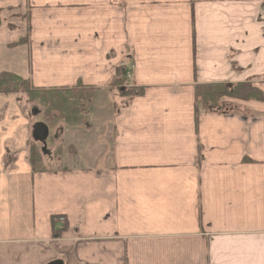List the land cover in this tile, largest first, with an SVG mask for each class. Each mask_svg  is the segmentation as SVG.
Wrapping results in <instances>:
<instances>
[{"label": "crops", "instance_id": "0c3cea01", "mask_svg": "<svg viewBox=\"0 0 264 264\" xmlns=\"http://www.w3.org/2000/svg\"><path fill=\"white\" fill-rule=\"evenodd\" d=\"M11 10L23 78L96 95L41 172L34 126L4 96L0 264H264V101L194 114L197 85L264 96V0H0ZM120 68L141 96L109 88Z\"/></svg>", "mask_w": 264, "mask_h": 264}, {"label": "trees", "instance_id": "16d2710c", "mask_svg": "<svg viewBox=\"0 0 264 264\" xmlns=\"http://www.w3.org/2000/svg\"><path fill=\"white\" fill-rule=\"evenodd\" d=\"M27 38H22L13 47L26 44ZM126 74L124 68H120L115 77L110 81L109 86L115 87L120 97L131 100L141 96L142 89L126 87ZM125 88H122L124 86ZM21 94L26 97L27 101L33 102L39 100L44 106L43 117L45 122L49 123L55 120H62L66 123H76L78 114L90 104L95 95L94 88L85 86H75L72 88L60 89H39L35 88L29 79H25L15 73L0 72V95L10 96ZM194 114L204 111H217L222 108L225 100L234 101H255L263 102L262 92L252 84L235 83V84H202L195 87ZM55 113V117H52ZM27 161L32 172L46 171L47 168L42 158V153L37 150L36 146L30 141L27 146Z\"/></svg>", "mask_w": 264, "mask_h": 264}, {"label": "rangeland", "instance_id": "374dc122", "mask_svg": "<svg viewBox=\"0 0 264 264\" xmlns=\"http://www.w3.org/2000/svg\"><path fill=\"white\" fill-rule=\"evenodd\" d=\"M21 14L22 13L13 12L11 10L9 11L7 15H4L2 17L0 16V25L2 24V27L0 28V72H3V71L11 72V73H15L17 75H21L22 77H24V73L27 69L26 63L23 59L25 58L24 50L22 51L21 48H14V49L11 48L13 47L12 43L19 41L18 39H20L22 35L18 29L25 25V22L22 20L24 18L20 16ZM8 44H12V45L9 46V48H6ZM125 64L128 65V62H125ZM129 78L130 76L126 78L127 81L125 82H126V87L131 88L129 87L130 85L127 84V82L130 80ZM109 88L116 91L115 94L120 96L119 92L115 89V87H109ZM122 88H125V84L124 86H122ZM10 96L14 100L15 105L18 107L19 113L29 118L30 129L32 128V126L35 127L36 125H38V123H42V124L46 123L44 121L45 118L42 115L44 106L39 102V100H35L29 103L26 97L21 94L10 95ZM4 98H5L4 96L0 95V100H1L0 101V122H4L6 120L12 119L11 117L10 118L7 117L6 119L4 117L5 114L2 112L3 108L7 106V102H5ZM91 104L92 102L88 104L83 109V111L87 107L90 108ZM83 111L78 114V121L76 122L75 125H72V126H69L70 123L66 124V122L62 120H55V119L54 121L51 120V122L49 121V123H46L48 130H49V137L48 139H46L47 141L44 144L43 143L41 144L34 140V134H33L34 130H32V132L30 133V141L36 146L37 150L42 153V158L44 160L46 168L50 167V163H48V161L50 162V158H52V155L53 156L56 155V152H55L56 150L55 145L57 142L56 140L60 139L61 136L70 137V138L77 137L79 132H82V130H84V128L87 127V123L91 122L90 118H88V122H87V118L85 117V114H83L84 113ZM228 111L229 113L233 112L231 108L227 110L224 105L222 106V108L214 112H219V113L224 114V113H228ZM245 112L246 110L244 111L238 110L237 113L238 114L241 113V115H248ZM54 114L55 113H52V117H55ZM61 123H63V126L67 128L62 127L61 129V127H58L60 126ZM8 157L10 156H7V160H10V158ZM57 162H59L58 159L55 163L57 164Z\"/></svg>", "mask_w": 264, "mask_h": 264}, {"label": "water", "instance_id": "95a60500", "mask_svg": "<svg viewBox=\"0 0 264 264\" xmlns=\"http://www.w3.org/2000/svg\"><path fill=\"white\" fill-rule=\"evenodd\" d=\"M33 130H34L33 131L34 140L39 143H43L48 135L47 128L42 124H38L34 127ZM52 264H60V263H52Z\"/></svg>", "mask_w": 264, "mask_h": 264}, {"label": "built area", "instance_id": "2783aa9c", "mask_svg": "<svg viewBox=\"0 0 264 264\" xmlns=\"http://www.w3.org/2000/svg\"><path fill=\"white\" fill-rule=\"evenodd\" d=\"M129 76V74H126L125 78H127ZM53 221V224L54 225H61V226H64L65 225V219L63 217H60V216H57V217H53L52 219Z\"/></svg>", "mask_w": 264, "mask_h": 264}]
</instances>
